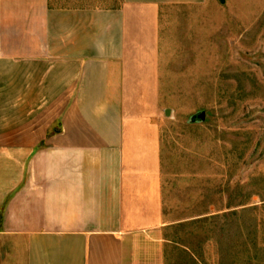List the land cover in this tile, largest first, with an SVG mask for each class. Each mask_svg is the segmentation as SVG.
<instances>
[{
    "label": "crops",
    "instance_id": "1",
    "mask_svg": "<svg viewBox=\"0 0 264 264\" xmlns=\"http://www.w3.org/2000/svg\"><path fill=\"white\" fill-rule=\"evenodd\" d=\"M0 0V264H164L163 8Z\"/></svg>",
    "mask_w": 264,
    "mask_h": 264
},
{
    "label": "rangeland",
    "instance_id": "2",
    "mask_svg": "<svg viewBox=\"0 0 264 264\" xmlns=\"http://www.w3.org/2000/svg\"><path fill=\"white\" fill-rule=\"evenodd\" d=\"M160 36L164 264H264V0L163 8Z\"/></svg>",
    "mask_w": 264,
    "mask_h": 264
},
{
    "label": "water",
    "instance_id": "3",
    "mask_svg": "<svg viewBox=\"0 0 264 264\" xmlns=\"http://www.w3.org/2000/svg\"><path fill=\"white\" fill-rule=\"evenodd\" d=\"M221 1H222V0H221ZM165 115H166V116L169 115V111H168V110L165 111ZM195 118H196V119H199V120H203L204 115H203V114H200V115L196 116Z\"/></svg>",
    "mask_w": 264,
    "mask_h": 264
}]
</instances>
